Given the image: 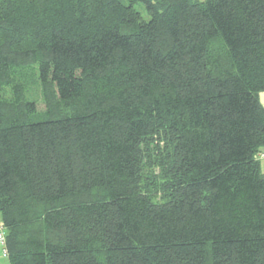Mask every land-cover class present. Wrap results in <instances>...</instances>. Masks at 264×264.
Here are the masks:
<instances>
[{
	"label": "trees",
	"instance_id": "1",
	"mask_svg": "<svg viewBox=\"0 0 264 264\" xmlns=\"http://www.w3.org/2000/svg\"><path fill=\"white\" fill-rule=\"evenodd\" d=\"M263 91L264 0H0L9 264H264Z\"/></svg>",
	"mask_w": 264,
	"mask_h": 264
},
{
	"label": "built area",
	"instance_id": "2",
	"mask_svg": "<svg viewBox=\"0 0 264 264\" xmlns=\"http://www.w3.org/2000/svg\"><path fill=\"white\" fill-rule=\"evenodd\" d=\"M0 248H1V256L3 258H7L8 249H7L6 229L4 227L1 218H0Z\"/></svg>",
	"mask_w": 264,
	"mask_h": 264
},
{
	"label": "rangeland",
	"instance_id": "3",
	"mask_svg": "<svg viewBox=\"0 0 264 264\" xmlns=\"http://www.w3.org/2000/svg\"><path fill=\"white\" fill-rule=\"evenodd\" d=\"M198 1L203 2V1H205V0H198ZM31 95H32V97H33L34 99H36V100L38 101V108H39V110H44L45 105H44V103L41 102V96H40L39 88L36 87V86H34V87L32 88ZM1 260L3 261V263H5V264H9V263H8V260H7L6 258L1 259Z\"/></svg>",
	"mask_w": 264,
	"mask_h": 264
},
{
	"label": "crops",
	"instance_id": "4",
	"mask_svg": "<svg viewBox=\"0 0 264 264\" xmlns=\"http://www.w3.org/2000/svg\"><path fill=\"white\" fill-rule=\"evenodd\" d=\"M259 100H260V103L262 104V106L264 107V91L259 94ZM258 158L260 161L262 174L264 175V154L260 153ZM1 259H4V258L1 256V248H0V264H5V263H3V261Z\"/></svg>",
	"mask_w": 264,
	"mask_h": 264
},
{
	"label": "water",
	"instance_id": "5",
	"mask_svg": "<svg viewBox=\"0 0 264 264\" xmlns=\"http://www.w3.org/2000/svg\"><path fill=\"white\" fill-rule=\"evenodd\" d=\"M260 152H261L262 154H264V148H261V149H260Z\"/></svg>",
	"mask_w": 264,
	"mask_h": 264
}]
</instances>
